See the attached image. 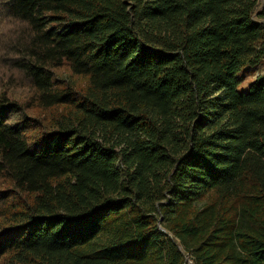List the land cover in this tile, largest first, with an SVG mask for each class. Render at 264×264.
Wrapping results in <instances>:
<instances>
[{"label": "trees", "instance_id": "obj_1", "mask_svg": "<svg viewBox=\"0 0 264 264\" xmlns=\"http://www.w3.org/2000/svg\"><path fill=\"white\" fill-rule=\"evenodd\" d=\"M257 5L0 0V264H264Z\"/></svg>", "mask_w": 264, "mask_h": 264}, {"label": "rangeland", "instance_id": "obj_2", "mask_svg": "<svg viewBox=\"0 0 264 264\" xmlns=\"http://www.w3.org/2000/svg\"><path fill=\"white\" fill-rule=\"evenodd\" d=\"M260 2L257 5V8L260 6ZM263 11L259 10L256 14L257 20H263L264 16L262 15ZM6 18L4 16L0 15V36L2 35V32L6 25ZM264 73V63L258 64L256 66H248L246 67L242 72H240L238 75L241 79V84L239 86L240 92H248L251 86V83L259 77L260 74ZM188 261L192 263V260L187 256Z\"/></svg>", "mask_w": 264, "mask_h": 264}, {"label": "water", "instance_id": "obj_3", "mask_svg": "<svg viewBox=\"0 0 264 264\" xmlns=\"http://www.w3.org/2000/svg\"><path fill=\"white\" fill-rule=\"evenodd\" d=\"M261 3L259 8H256V11L254 13V20H256L258 23H261L262 25L264 24V19L263 20H257L256 18V14L258 13L259 10H262L264 9V0H258V3ZM162 219V218H161ZM160 220V223H159V228L162 229L163 231L167 232V229L162 225V220ZM180 248L182 249V245H180Z\"/></svg>", "mask_w": 264, "mask_h": 264}]
</instances>
